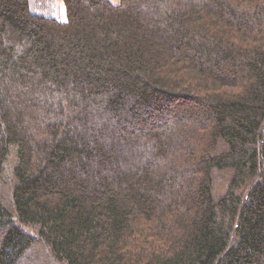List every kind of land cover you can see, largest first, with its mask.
<instances>
[{"label":"trees","instance_id":"16d2710c","mask_svg":"<svg viewBox=\"0 0 264 264\" xmlns=\"http://www.w3.org/2000/svg\"><path fill=\"white\" fill-rule=\"evenodd\" d=\"M62 3L0 0V264H264V0Z\"/></svg>","mask_w":264,"mask_h":264},{"label":"rangeland","instance_id":"374dc122","mask_svg":"<svg viewBox=\"0 0 264 264\" xmlns=\"http://www.w3.org/2000/svg\"><path fill=\"white\" fill-rule=\"evenodd\" d=\"M110 1L117 3L119 0H110ZM30 8L31 11L36 14L53 16L61 20H64L66 17L65 8L62 3V0H30ZM39 249L40 248L37 245H33V248H31L30 250L29 256L32 257L33 255H35L36 252H39L38 251ZM39 260H40L39 262L43 264V260H44L43 256L40 255ZM31 263L33 262H29V264ZM48 264H50L49 261Z\"/></svg>","mask_w":264,"mask_h":264}]
</instances>
